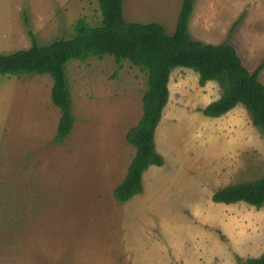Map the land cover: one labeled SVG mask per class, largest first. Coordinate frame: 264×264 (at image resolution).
<instances>
[{
    "label": "rangeland",
    "instance_id": "obj_1",
    "mask_svg": "<svg viewBox=\"0 0 264 264\" xmlns=\"http://www.w3.org/2000/svg\"><path fill=\"white\" fill-rule=\"evenodd\" d=\"M123 2L127 21L158 22L168 35L183 4ZM80 19L101 22L96 0H0V53L29 49L33 38L40 46L72 38ZM190 32L227 42L253 73L264 62V0H196ZM66 76L76 122L60 144L52 78L0 75V264H240L264 253V207L213 201L264 174V133L242 105L205 117L219 85L174 69L156 134L165 165L144 173L141 195L118 203L147 76L109 56L72 60Z\"/></svg>",
    "mask_w": 264,
    "mask_h": 264
},
{
    "label": "trees",
    "instance_id": "obj_2",
    "mask_svg": "<svg viewBox=\"0 0 264 264\" xmlns=\"http://www.w3.org/2000/svg\"><path fill=\"white\" fill-rule=\"evenodd\" d=\"M102 20L92 26L84 19L75 25L72 38L60 39L40 46L33 38L29 49L0 53V75H49L53 80L51 99L59 108L61 118L56 143L63 144L71 134L76 119L66 76V65L72 61L86 62L91 58L114 57L117 63L130 62L147 76L143 115L127 133L126 140L136 152L124 180L114 192L118 203H127L143 193L144 173L152 166L163 167L165 160L156 150V131L170 100L169 82L176 68L198 73L199 85L216 82L221 97L200 112L208 118H220L238 105L249 113L252 124L264 133V84L260 74L264 62L250 73L236 49L227 42L205 44L190 32L196 0H183L174 33L168 35L158 22H129L124 15L123 0H96ZM33 36V33L30 32ZM218 204L245 203L256 209L264 207V174L257 180L223 187L213 195ZM240 264H264V253Z\"/></svg>",
    "mask_w": 264,
    "mask_h": 264
},
{
    "label": "crops",
    "instance_id": "obj_3",
    "mask_svg": "<svg viewBox=\"0 0 264 264\" xmlns=\"http://www.w3.org/2000/svg\"><path fill=\"white\" fill-rule=\"evenodd\" d=\"M207 86V85H206ZM220 98V97H219ZM164 114V113H163ZM163 118V117H162ZM160 125V124H159ZM159 127V126H158ZM158 130V128H157ZM156 134H157V131H156ZM155 143H156V150H157V140H155ZM136 151V150H135ZM158 152V151H157ZM159 153V152H158ZM160 154V153H159ZM165 160V159H164ZM165 165V164H164ZM152 167H155V166H152ZM161 168V167H159ZM126 176V175H125ZM124 180V179H123ZM144 181V180H143ZM143 190H144V182H143ZM141 195V194H140Z\"/></svg>",
    "mask_w": 264,
    "mask_h": 264
}]
</instances>
